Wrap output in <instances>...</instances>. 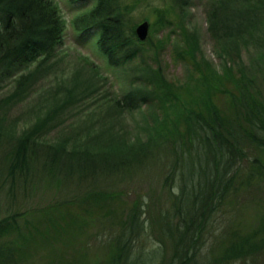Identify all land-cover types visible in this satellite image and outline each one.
Returning <instances> with one entry per match:
<instances>
[{
    "label": "trees",
    "instance_id": "16d2710c",
    "mask_svg": "<svg viewBox=\"0 0 264 264\" xmlns=\"http://www.w3.org/2000/svg\"><path fill=\"white\" fill-rule=\"evenodd\" d=\"M192 1L164 0L153 22L144 17L151 34L165 26L170 30L165 42L153 43L151 35L137 39L133 4L69 0L84 8L72 20L75 32L95 39L111 69L131 68L128 86L121 97L96 103L106 113L100 123L88 119L82 135L71 136L77 131L71 126L68 137L48 140L73 98L87 100L100 87L87 62L93 88L77 92L74 76L70 86L61 80L55 91L32 102L30 127L18 136L0 128V194L6 188L14 199L17 190L26 192L42 179L61 192L72 174L78 180L97 174L112 180L101 188L86 184L82 196L59 197L37 210L0 207V264H153V252L134 249L147 234L160 243L156 264H264V52L246 64L241 49L260 39L264 0H205L206 31L219 47L221 71L186 21ZM64 27L52 0H0V85L11 81L0 102L27 100L36 80L53 72ZM170 34L180 42L176 58L187 66L182 81H171L159 61ZM145 111L151 121L132 131L109 117ZM149 172L158 173L164 190L152 217H146L148 202L136 199L127 206L123 192L115 190ZM93 228L105 256L100 262H89L84 253ZM70 236H83L84 249L70 247Z\"/></svg>",
    "mask_w": 264,
    "mask_h": 264
},
{
    "label": "rangeland",
    "instance_id": "374dc122",
    "mask_svg": "<svg viewBox=\"0 0 264 264\" xmlns=\"http://www.w3.org/2000/svg\"><path fill=\"white\" fill-rule=\"evenodd\" d=\"M56 7L59 10L60 16L65 23L64 27V42L63 46L59 51V59L57 61V65L53 72L50 75H42L39 77L34 85V91L31 93L29 90L26 97L27 100H11V101H1L0 102V128L1 130H5L8 128L9 133L14 136H18L21 131L30 127L33 122L32 119L35 117L34 110L32 109L33 101L37 100L40 96H43L46 91H49L52 88L53 91L56 88H53L55 84H61V80H64L63 86H70L71 77L74 76V82L78 83V91L81 92L84 87L93 88L92 81L89 79V75L86 73V64L90 63L98 73L100 82L99 89L96 93H94L89 98L79 100L80 95H78L75 99L73 98V104L68 106V108L61 112L60 119L56 120L55 125H57L53 131L48 135V140L53 142L59 141L63 138L68 137L73 130H71V126L76 128V132L71 136H80L83 133H80L81 128H84V125L90 124L88 119L96 121L100 123L102 117L105 116V112H102V109L96 105L99 101H104L103 98L116 99L123 95V91L127 88V83L131 76V68L128 66L126 68V73L121 69H111L106 61L103 59V55L98 50L95 45V39H83L79 37V34L75 32L72 27V20L82 12H84V8H80L78 5H71L69 0H52ZM128 4H133V16L135 21L139 25L144 21V17H148L150 22L155 20V9L159 8L160 5L164 3V0H122ZM186 14V21L191 26V28H195L198 30V37L200 39L201 47L204 50L206 57L213 63V65L218 68V71H221L220 61L217 58V54L220 52L219 47L211 41L206 28V1L205 0H193L192 6L189 7ZM150 29V23H149ZM149 30V35L152 36L153 43L162 39L164 42L166 40L165 36L169 34L170 30L167 26L161 28L160 30H156L154 34H151ZM170 40L164 45L163 50H159V61L163 66L166 76L172 80H184L187 76V66L180 59L176 58V49L177 46L180 45V42L176 40V35H171ZM250 45V44H249ZM247 45V47H242L243 50V58L246 64H250V62L254 59H257L259 54L264 52V29L263 32L260 33V39L256 41V43L251 46ZM222 52V51H221ZM148 61L152 64L153 67H157L158 60H155L154 53L148 52L147 54ZM105 81H104V80ZM11 81L6 80L0 85V100L5 99L9 92L11 91L10 87ZM98 86V84H97ZM61 93V92H59ZM60 95V94H58ZM54 106V105H53ZM56 107V106H55ZM32 110V112H31ZM157 111V109H156ZM109 117L114 120L116 125H122L125 129L135 130L134 127L137 125L144 126L145 122H150V117H148L146 111L144 113H136L131 116L128 114H124L123 116L117 118L115 115H109ZM86 132V131H85ZM80 133V134H79ZM131 133V132H130ZM148 176H134V178H128L117 184L115 187L116 191H122V201L127 205L131 206L133 201L136 199H143L145 202L149 204V212L147 211L146 217H152V215H156L159 211L160 204L163 201V192L161 190L160 183L161 180L158 178L157 172L146 173ZM78 174H72L71 177L68 178V181L65 182V185L61 188V192L59 187H57L53 183H49L48 179H42L39 181H35L36 186L33 187L32 183L30 184L28 190L23 192L22 190H17V193L14 199H11L10 196L5 194L6 188H3L2 193L0 194V207L5 208L8 207L9 204L11 207V211L19 210H29V209H40L46 207L49 204L57 202L59 197H74V196H82L85 192L86 184L89 187H102L107 186L108 181L112 180L109 177H103L100 174L95 176H84L81 180H78ZM33 187V188H31ZM9 198L10 200L6 199ZM13 198V197H12ZM153 203L157 204L153 206ZM151 215V216H150ZM34 222L38 220V218H31ZM95 228L88 231L91 236L89 249L87 254L89 262L94 261H103L105 256L103 255V251L100 250V247L97 245V238ZM70 233V232H69ZM68 233V234H69ZM153 235V234H152ZM145 237V235L141 236ZM96 238V241H95ZM78 240V243H74V240ZM76 239L68 237L67 244L78 250H82L85 247V239L83 236H79ZM159 241L153 236L150 237L147 234V237L141 240L140 243H136L134 245V249L136 251H142L144 253L155 254V259L153 260V264H156V261L159 259V254L161 250L159 249ZM99 250H96V249ZM139 255V253H137ZM142 261L140 264H142Z\"/></svg>",
    "mask_w": 264,
    "mask_h": 264
},
{
    "label": "water",
    "instance_id": "95a60500",
    "mask_svg": "<svg viewBox=\"0 0 264 264\" xmlns=\"http://www.w3.org/2000/svg\"><path fill=\"white\" fill-rule=\"evenodd\" d=\"M135 34L137 39L140 42L146 41V39L149 37V22L143 21L137 27L135 28Z\"/></svg>",
    "mask_w": 264,
    "mask_h": 264
}]
</instances>
